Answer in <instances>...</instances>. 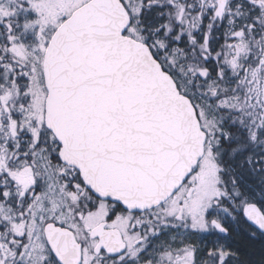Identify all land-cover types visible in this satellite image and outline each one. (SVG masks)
<instances>
[{"label": "snow or ice", "instance_id": "6c2138e0", "mask_svg": "<svg viewBox=\"0 0 264 264\" xmlns=\"http://www.w3.org/2000/svg\"><path fill=\"white\" fill-rule=\"evenodd\" d=\"M0 264H264V0H0Z\"/></svg>", "mask_w": 264, "mask_h": 264}]
</instances>
